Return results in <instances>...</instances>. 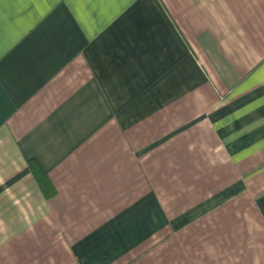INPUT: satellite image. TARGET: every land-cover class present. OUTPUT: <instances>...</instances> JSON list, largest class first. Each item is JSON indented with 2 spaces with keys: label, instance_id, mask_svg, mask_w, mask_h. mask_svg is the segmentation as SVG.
<instances>
[{
  "label": "crops",
  "instance_id": "1",
  "mask_svg": "<svg viewBox=\"0 0 264 264\" xmlns=\"http://www.w3.org/2000/svg\"><path fill=\"white\" fill-rule=\"evenodd\" d=\"M0 264H264V0L5 3Z\"/></svg>",
  "mask_w": 264,
  "mask_h": 264
},
{
  "label": "trees",
  "instance_id": "2",
  "mask_svg": "<svg viewBox=\"0 0 264 264\" xmlns=\"http://www.w3.org/2000/svg\"><path fill=\"white\" fill-rule=\"evenodd\" d=\"M32 170L37 178L40 186L44 190L47 197L53 196L56 192L55 189L51 183V180L49 179L48 175L41 172L36 166L32 165Z\"/></svg>",
  "mask_w": 264,
  "mask_h": 264
},
{
  "label": "snow or ice",
  "instance_id": "3",
  "mask_svg": "<svg viewBox=\"0 0 264 264\" xmlns=\"http://www.w3.org/2000/svg\"><path fill=\"white\" fill-rule=\"evenodd\" d=\"M21 0H0V23H2L3 17V5L5 3H19Z\"/></svg>",
  "mask_w": 264,
  "mask_h": 264
}]
</instances>
